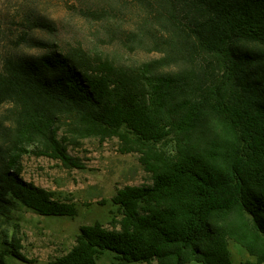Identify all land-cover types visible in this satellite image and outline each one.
I'll return each instance as SVG.
<instances>
[{"label": "trees", "instance_id": "obj_1", "mask_svg": "<svg viewBox=\"0 0 264 264\" xmlns=\"http://www.w3.org/2000/svg\"><path fill=\"white\" fill-rule=\"evenodd\" d=\"M170 26L177 57L207 54L220 72L205 88L197 73L165 71L168 53L129 68L81 45L0 67V226L23 207L44 216L77 214L76 205L20 176L33 153L73 164L57 134L66 117L82 137H117L141 154L148 185L112 197L120 218L82 225L74 245L48 264H231L229 240L264 264V0H153ZM237 41L262 50L237 52ZM171 49V48H169ZM173 50V49H172ZM168 142L173 152L164 149ZM234 218V219H233ZM0 264L21 245L0 232ZM1 245H6L1 248Z\"/></svg>", "mask_w": 264, "mask_h": 264}, {"label": "rangeland", "instance_id": "obj_2", "mask_svg": "<svg viewBox=\"0 0 264 264\" xmlns=\"http://www.w3.org/2000/svg\"><path fill=\"white\" fill-rule=\"evenodd\" d=\"M170 28L164 24L153 0H0V67L9 58H34L51 50L81 45L90 54H100L123 68L168 53L170 60L163 67L165 71L197 73L205 88L218 84L221 71L209 55L177 57ZM233 48L240 52L259 51L263 47L255 42L237 41ZM10 107V103L0 105V130L9 125L4 115ZM69 122L63 117L57 124V134L73 164L37 155L31 146V151L18 159V167L26 181L54 192L60 200L74 203L77 214L44 216L23 207L12 211L11 219L0 226V232L5 230L9 237L19 241L26 260L8 255L7 264H48L74 245L82 225L98 222L118 229L113 222L120 215L112 197L126 185H148L152 181L139 152L126 150L127 146L117 137H82ZM6 144L0 132V145ZM163 147L174 151L170 142ZM229 249L231 264L255 261L233 240H229ZM104 252L98 264H115L112 253Z\"/></svg>", "mask_w": 264, "mask_h": 264}]
</instances>
